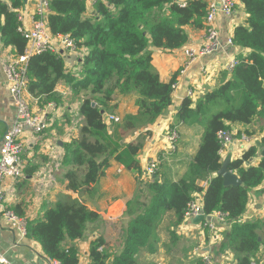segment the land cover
Listing matches in <instances>:
<instances>
[{"label":"trees","instance_id":"1","mask_svg":"<svg viewBox=\"0 0 264 264\" xmlns=\"http://www.w3.org/2000/svg\"><path fill=\"white\" fill-rule=\"evenodd\" d=\"M7 1L10 8L0 2V18H3L0 40L4 47L13 48V53L20 56L25 40L16 32L17 17L12 10L19 8L21 1ZM239 2L246 20L234 29L230 39L243 53L235 56L236 65L230 70V79L205 93L194 108L190 99L184 98L177 109L174 127L204 125L187 171L176 182L159 183L153 178L148 185L150 202L127 225L120 254L110 259L98 250L103 242L97 240L90 248L89 264H137L138 251L151 248L153 234L163 215L171 212L174 225L180 224L196 193L202 194L205 215L219 214L225 221H232L227 248L238 258V264H251L263 246L264 240L258 233L263 224L241 223L239 219L245 211L249 190L264 180V157L256 166L245 167L256 156L257 148L250 147L239 159L229 163L228 170L241 181L239 187H224L216 175L221 167L217 134L229 132L228 124L249 125L255 118H264V0ZM47 10L50 34L54 38L68 36L78 50L85 52L78 79L66 72L64 59L58 53L32 56L26 64L27 91L33 98L61 104L63 100L55 92L61 83L73 95H83L78 107L83 124L78 137L65 146L64 164L74 166V170L65 174L67 189L88 191L111 161L124 170L139 172L137 155L141 147L138 143L122 144L121 137L116 139L114 133H109L104 123L108 104L115 95H137L138 114L124 121L125 130H134L138 122H155L171 106L175 80L161 82L152 70L150 49L174 51L185 46L188 43L186 27L204 28L207 4L189 0L180 7L172 0H95L92 16L84 18L87 8L81 0H47ZM261 144L264 148V138ZM204 180H208V185L202 190L197 183ZM97 218L95 212L69 199L47 210L43 220L26 223L25 231L27 237L40 244L49 261L78 264L77 253L63 248L62 244L81 239L87 224Z\"/></svg>","mask_w":264,"mask_h":264},{"label":"crops","instance_id":"2","mask_svg":"<svg viewBox=\"0 0 264 264\" xmlns=\"http://www.w3.org/2000/svg\"><path fill=\"white\" fill-rule=\"evenodd\" d=\"M21 1V0H20ZM189 1V0H186ZM210 5L214 3L218 13L214 20V28L218 33L219 47L213 53L199 56L189 62L184 56L185 49L198 51L205 44L206 26L196 30L186 27L188 43L174 51H164L151 48V67L158 74L161 82L168 83L173 78L176 87L172 92L171 106L151 124L136 123L134 130H125L124 121L138 114L137 95H116L108 104L104 123L109 133L115 138L121 137V143L140 145L137 155L139 172L127 171L116 162L111 161L103 171V176L88 191L72 192L67 189L65 174L74 170V166L65 165V146L79 135L83 124L78 116V107L83 95H73L64 84H58L55 92L63 102L46 103L43 98H27L29 109L33 114H40L47 121L43 133L32 135L24 130L22 141L24 152V178L18 183L6 181L3 184L5 210L15 213L26 223L43 220L44 213L58 202L75 200L88 210L95 212L98 218L88 223L81 239L65 241L62 247L73 249L77 255L78 264H89L91 246L100 240L103 245L98 250L112 259L120 254L126 228L134 216L143 212L149 204L151 193L148 185L156 177L158 182H176L187 171L192 158L199 146L204 125L194 123L178 125L176 113L184 98L190 99L192 108L201 101L203 95L218 88L224 81L230 79L228 63L243 51L236 46H228L227 40L232 37L237 26L245 23L246 14L243 6L236 0L230 16L221 12V0H201ZM5 2L9 8L10 4ZM39 0L21 1V5L12 11L22 20L20 25L31 27V19L39 9ZM93 6V5H92ZM92 6L84 13V18L92 16ZM3 22V18H0ZM59 55L64 59L66 72L77 79L81 71V61L85 52L79 50L75 54L62 50L58 45ZM63 52L60 54V52ZM247 52V51H244ZM248 53V52H247ZM17 56L13 48L4 47L0 40V146L4 134L14 125L17 119V109L8 92V85L3 73L4 62ZM264 87V78L262 79ZM29 94V93H28ZM60 101V100H59ZM54 104V107L48 105ZM95 106V104H94ZM119 119L118 123H108L106 116ZM118 125V129L114 130ZM232 142L219 152L221 163L229 158L230 162L239 159L250 147H256L257 152L247 166H256L261 157L258 153L264 138V118H255L249 125L228 124ZM176 130L177 139L171 143L169 134ZM248 134V142H243L241 136ZM156 161L154 177L146 179V164ZM215 175H213L214 177ZM198 186L204 190L208 180L199 181ZM193 202L202 204V194L193 195ZM193 217H185L174 225L175 218L171 212H166L157 224L153 234L151 248H141L137 255V264H202V258L208 256L213 264H238V258L227 248V237L231 220L215 223V229L210 230L204 222L194 223ZM204 217V216H203ZM205 219V217H204ZM241 223L260 222L263 224L258 232L264 240V180L254 189L249 190L246 208L240 217ZM171 235L173 236L171 239ZM0 264H50L43 254L40 244L8 224L0 212ZM251 264H264V244L253 257Z\"/></svg>","mask_w":264,"mask_h":264},{"label":"built area","instance_id":"3","mask_svg":"<svg viewBox=\"0 0 264 264\" xmlns=\"http://www.w3.org/2000/svg\"><path fill=\"white\" fill-rule=\"evenodd\" d=\"M86 8L93 5L95 0H81ZM180 7H184L186 0H172ZM40 6L37 9L35 16L31 19V27L25 28L20 25L22 21L17 17L16 32L25 40V48L22 55L17 56L14 59H8L4 62L3 73L7 80L8 92L17 109V121L14 125L4 134L2 144L0 146V212L4 214L6 221L11 226H14L18 231L25 234L26 222L5 210L4 201V187L3 184L6 181H10L13 184L18 183L24 178V161L22 155L24 152V144L22 141L24 130H28L32 135H39L43 133L47 127V121L40 114H33L29 109L27 98L29 97L27 91L28 77L26 71V64L30 57L39 55L45 52L58 53L57 45L68 53L75 54L79 50L75 47L72 39L68 36L54 38L48 29L47 25V0H39ZM236 0H221V12L230 16L234 10ZM218 13V9L214 3L211 2L207 6L206 17L204 19V25L206 26L205 44L198 51L191 49H185L183 54L189 62H192L199 56H206L219 47L218 33L214 28V20ZM228 46H233L231 39L227 40ZM236 65L235 59H232L228 63V69L231 70ZM176 84L173 85V90ZM54 107V104L48 105ZM108 123H118L119 119L111 115L106 116ZM221 149L227 146L231 139V133L227 131H221L217 134ZM177 134L172 130L169 134V141L175 142ZM241 140L248 142L247 136L242 135ZM157 162L149 161L146 164V179L150 181L156 172ZM203 215L205 219L209 218L215 220L216 223L225 221L223 215L214 214L207 216L203 212V206L201 203L191 202L187 210L184 213V218ZM215 223L212 221H205L204 226L210 230L215 229ZM50 264H58L55 261H49ZM202 264H213L208 256L202 258Z\"/></svg>","mask_w":264,"mask_h":264},{"label":"water","instance_id":"4","mask_svg":"<svg viewBox=\"0 0 264 264\" xmlns=\"http://www.w3.org/2000/svg\"><path fill=\"white\" fill-rule=\"evenodd\" d=\"M24 4L27 3L28 0H21ZM63 52L61 51L60 54ZM92 107L94 104L91 105ZM256 145L260 148V152L258 153L259 157H264V148L260 146L259 143H256ZM230 163V159L227 158L221 163L220 169L217 171L216 175L221 178L222 184L224 187H239L241 186V181L237 177L236 174L232 173L228 170V165ZM203 221H212L213 223H216L215 220H211L209 218L204 219L203 215H198L193 219L194 223H199Z\"/></svg>","mask_w":264,"mask_h":264},{"label":"rangeland","instance_id":"5","mask_svg":"<svg viewBox=\"0 0 264 264\" xmlns=\"http://www.w3.org/2000/svg\"><path fill=\"white\" fill-rule=\"evenodd\" d=\"M115 96H116V95H115ZM115 96H114V97H115ZM114 97H113V98H114Z\"/></svg>","mask_w":264,"mask_h":264}]
</instances>
